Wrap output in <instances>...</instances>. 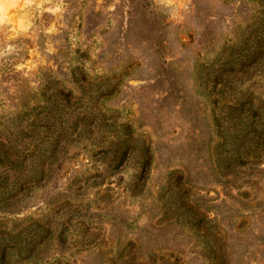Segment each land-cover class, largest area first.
<instances>
[{
  "label": "rangeland",
  "instance_id": "374dc122",
  "mask_svg": "<svg viewBox=\"0 0 264 264\" xmlns=\"http://www.w3.org/2000/svg\"><path fill=\"white\" fill-rule=\"evenodd\" d=\"M252 34L264 0H0V264H264V65L260 117L206 70Z\"/></svg>",
  "mask_w": 264,
  "mask_h": 264
},
{
  "label": "trees",
  "instance_id": "16d2710c",
  "mask_svg": "<svg viewBox=\"0 0 264 264\" xmlns=\"http://www.w3.org/2000/svg\"><path fill=\"white\" fill-rule=\"evenodd\" d=\"M255 41L256 46H254ZM261 65H264V39L259 41V38L254 37L252 34L244 41L243 48L239 47V45L228 47L218 61L214 65L208 66L206 70L211 71V69H213L215 71L213 78L216 82L213 89L218 87V90H216L220 95L219 98H249V100L244 99L243 104L239 103V108H232V112L242 111L241 108L246 104V112L251 114V117H260L263 112L262 103L256 102V99L249 95L248 90L243 92L238 84L239 82L234 81L231 75H237L239 72L250 74L247 69L251 68V70H255L260 68ZM205 74H207L205 78L207 83L210 79L211 72ZM252 75L253 73L250 74V77H252ZM56 95L60 97L63 96V98H71V92L65 93L63 91H57ZM235 104H238V101H236ZM239 117L240 114L236 118L240 119Z\"/></svg>",
  "mask_w": 264,
  "mask_h": 264
}]
</instances>
